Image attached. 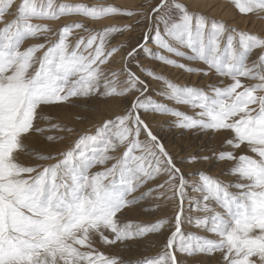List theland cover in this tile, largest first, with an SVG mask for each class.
<instances>
[{
  "label": "snow or ice",
  "instance_id": "6c2138e0",
  "mask_svg": "<svg viewBox=\"0 0 264 264\" xmlns=\"http://www.w3.org/2000/svg\"><path fill=\"white\" fill-rule=\"evenodd\" d=\"M231 3L242 15L264 18V0ZM72 16L137 19L101 28L83 20L57 28L34 22ZM138 25L142 35L134 44L111 43ZM141 51L215 82L173 83L136 60ZM149 79L162 81L160 95L193 114L154 101ZM112 100L127 107L93 132L78 133L66 150L44 153L25 143L36 137L51 147L67 136L50 133L76 132L52 109L96 111L94 105ZM148 113L173 117L182 135L220 137L219 145L177 161L144 118ZM220 163L223 180L183 171ZM190 183L200 194L194 211L202 215L188 223L209 236L183 230ZM134 208L154 220H122ZM150 234L165 237L161 250L135 264H183L178 254L189 264H202L198 257L264 264V35L190 11L181 0H148L136 8L0 0V264H133L104 249L130 247Z\"/></svg>",
  "mask_w": 264,
  "mask_h": 264
},
{
  "label": "rangeland",
  "instance_id": "374dc122",
  "mask_svg": "<svg viewBox=\"0 0 264 264\" xmlns=\"http://www.w3.org/2000/svg\"><path fill=\"white\" fill-rule=\"evenodd\" d=\"M20 0H17L19 3ZM57 3H84L88 5H108L114 4L121 7L127 8H136L140 5H147L148 0H56ZM182 3L186 4L190 11L199 12L206 16L214 17L218 20L226 21L229 25L239 28L243 31H248L253 34L264 35V18H258L252 14L242 15L240 14L231 3V0H181ZM244 16V17H243ZM248 16V17H247ZM7 19H12V16H8ZM137 17L132 18H106L100 21H90L85 20L83 17L72 16V17H63L59 21H34L36 23H49L53 28L59 27L65 22H70L72 20H83L90 27L101 28L106 25L117 24H131ZM254 20V21H253ZM250 23V24H249ZM142 25L136 27L135 32L124 33L121 35H116L111 43L113 45L120 43H128L131 39L133 44L135 39L142 35ZM249 29V30H248ZM255 31V32H254ZM149 47L153 51H158L161 54L169 55L171 54L164 52L163 50L158 49L154 44H150ZM184 51H187L186 49ZM122 54H117L115 56V61L119 62ZM174 59H179L176 57H171ZM254 58V57H253ZM138 60L145 68H151L158 73L164 75L173 83L179 85H195L199 87H205L210 83L215 82V78L201 77L199 74H189L183 70L173 68L171 66L164 65L162 62L150 59L145 56L144 52L141 51L137 57ZM182 63L189 64L190 66H199L194 62L187 60H181ZM112 66H118V63ZM133 70H139L135 67V61L133 62ZM150 89L149 95L154 101L165 103L169 107L176 108L180 111H183L189 115L193 114V109L190 106L186 105H177L172 101L165 99L160 95V92L164 91L165 85L162 81H156L149 79ZM227 83V81H225ZM97 108L96 111H87L85 108H77L73 110L68 109H52L51 114L60 122L65 123L69 126H72L76 129V132L73 134L65 133H50L53 135H66L67 139L63 142L57 143L54 146H47L42 143L38 138L33 137L32 139L27 140L25 143L30 147L35 148L39 151L47 153L49 151L55 150H66L71 146L72 140L78 133L81 132H93L95 126L103 122L105 119L114 118L115 115H118L124 111L127 107L125 102L120 100H112L107 104H97L94 105ZM79 113L80 115L86 117L85 120L77 121L74 114ZM146 121L149 123L153 131L158 135L161 142L165 145L167 150L176 158L177 161L181 157L189 155V153H195L201 150H207L210 147L218 146L220 142V137H206L203 135H192V134H181L179 129H175L172 125L173 117L169 115H161L155 113L143 114ZM55 122V121H54ZM43 123V122H41ZM160 128V129H159ZM170 136V137H169ZM21 159L27 160V157L22 156ZM225 168L223 163L218 164L213 167L206 164H195L192 166L184 165L183 171L185 173H195L199 170H204L209 175L218 176L220 179H225L221 175L222 170ZM96 169H93L95 171ZM189 180L195 182L198 180V176H190ZM199 193L193 190L192 183H190L187 190V198L184 203V219L183 230L185 233L193 232L202 236H209V233L204 232L202 229H197L188 223L189 217H194L202 215L194 211V205L192 201L199 197ZM169 214H171L169 212ZM156 215H161L157 213ZM154 216L145 213L140 208H134L125 213V216L122 217V220H131L133 222L140 223H150L154 220ZM165 241V237L159 236L158 234H150L142 240L131 243V246L119 245L111 249H104L105 251H110L113 254L124 258L125 260L135 261L142 259L144 257H151L157 255L161 246ZM178 259H181L183 264H189L190 258H184L178 254ZM202 261V264H216L218 257H203L197 258Z\"/></svg>",
  "mask_w": 264,
  "mask_h": 264
},
{
  "label": "bare ground",
  "instance_id": "6f19581e",
  "mask_svg": "<svg viewBox=\"0 0 264 264\" xmlns=\"http://www.w3.org/2000/svg\"><path fill=\"white\" fill-rule=\"evenodd\" d=\"M244 17V16H243ZM248 17V16H247ZM254 21V20H253ZM250 24V23H249ZM249 30V29H248ZM255 32V31H254ZM160 129V128H159ZM170 137V136H169Z\"/></svg>",
  "mask_w": 264,
  "mask_h": 264
}]
</instances>
